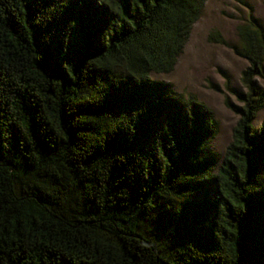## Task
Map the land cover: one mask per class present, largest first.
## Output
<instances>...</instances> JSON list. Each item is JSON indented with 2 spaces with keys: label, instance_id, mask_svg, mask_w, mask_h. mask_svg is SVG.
Listing matches in <instances>:
<instances>
[{
  "label": "trees",
  "instance_id": "trees-1",
  "mask_svg": "<svg viewBox=\"0 0 264 264\" xmlns=\"http://www.w3.org/2000/svg\"><path fill=\"white\" fill-rule=\"evenodd\" d=\"M206 1L0 0V264H264L263 21L242 3L222 156L213 111L151 77Z\"/></svg>",
  "mask_w": 264,
  "mask_h": 264
},
{
  "label": "rangeland",
  "instance_id": "rangeland-1",
  "mask_svg": "<svg viewBox=\"0 0 264 264\" xmlns=\"http://www.w3.org/2000/svg\"><path fill=\"white\" fill-rule=\"evenodd\" d=\"M243 2L252 5L255 16L264 23V0H207L174 70L166 75H151L154 80L172 84L179 93L195 95L213 111L219 133L212 143V149L221 156L232 141L233 129L239 120L225 104L228 99L239 106L226 88L227 80L232 88L245 91L241 84V74L247 62L239 58L231 48L238 42L237 26L248 17V9ZM212 32H218L228 46L209 42ZM257 81L264 88V81ZM213 86H217L219 91ZM263 124L264 110L254 121V128L258 130Z\"/></svg>",
  "mask_w": 264,
  "mask_h": 264
}]
</instances>
